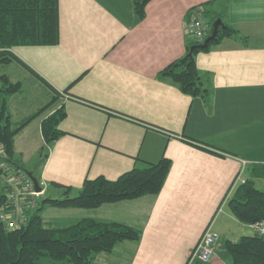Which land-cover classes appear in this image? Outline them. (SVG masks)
<instances>
[{
  "label": "crops",
  "instance_id": "1",
  "mask_svg": "<svg viewBox=\"0 0 264 264\" xmlns=\"http://www.w3.org/2000/svg\"><path fill=\"white\" fill-rule=\"evenodd\" d=\"M59 1V43L11 48L28 67L15 60L8 65L56 95L51 111L37 114L15 137L22 164L39 154L30 171L47 182L54 197L63 195L58 185L77 191L88 178L117 179L162 157L172 165L157 195L96 208L44 206V220L58 217L62 224L56 227H64L90 217L141 231L139 241H122L109 252L115 258L96 263V257L93 264H187L212 227L220 240L211 264L223 263L227 239L255 234L232 213L228 197L240 173L250 176L242 158L264 166V0H150L143 19L134 0ZM200 9L220 12L247 37H224L196 55L211 90L208 98L185 93L160 76L194 40L185 26ZM61 106L63 134L48 144L42 122ZM34 137L38 147L32 148ZM254 179L264 190L258 186L264 187V177Z\"/></svg>",
  "mask_w": 264,
  "mask_h": 264
},
{
  "label": "trees",
  "instance_id": "2",
  "mask_svg": "<svg viewBox=\"0 0 264 264\" xmlns=\"http://www.w3.org/2000/svg\"><path fill=\"white\" fill-rule=\"evenodd\" d=\"M149 1L134 0V8L140 19L145 17ZM227 1L229 0H224ZM205 15L209 17L211 34L214 21L217 18L223 19V15L207 10ZM227 36L244 40L247 38L238 29L224 22L219 26L216 37L206 47L201 46L202 42L198 40L190 41L186 53L166 67L160 76L176 84L185 93L208 98L211 90L206 85L203 72L197 66L196 55L200 51L210 50L212 45ZM60 37L59 0H0V65L10 64L15 60L28 67L11 51L13 46L52 45L59 43ZM32 71L50 86L45 79ZM1 79L0 144L4 148V154L8 156V162L21 168V164L15 159V137L42 109L24 119L19 126H14L6 95L18 92L22 83L13 82L6 73L1 75ZM64 116L65 110L61 106L43 120L42 133L46 143L51 144L63 134L59 123ZM186 141L219 154L215 149L193 139L186 137ZM171 165V159L162 157L158 162L136 166L117 179L104 176L88 178L77 191L70 186L58 185L63 187V195L47 196L40 200L41 205L31 212L29 221L17 229H9L0 218V264H42L44 258L67 264H93L98 254L112 252L118 243L125 240L139 241L140 230L116 221L85 217L69 226H47L42 210L46 205L96 208L108 202L134 199L146 194L157 195L165 184ZM248 167L250 176L235 187L228 199V206L238 220L253 224L264 221V190L256 186L254 179L264 177V166ZM0 173L3 179L2 171ZM7 187L4 183L0 188V214L2 208L9 203ZM225 249L228 259L221 264H264V237L257 232L243 235L235 241L227 239Z\"/></svg>",
  "mask_w": 264,
  "mask_h": 264
},
{
  "label": "built area",
  "instance_id": "3",
  "mask_svg": "<svg viewBox=\"0 0 264 264\" xmlns=\"http://www.w3.org/2000/svg\"><path fill=\"white\" fill-rule=\"evenodd\" d=\"M185 28L190 37L203 42L210 34L211 29L205 11L200 9L192 13L186 22ZM1 146L0 144V149ZM241 162L243 170L250 164L248 160L243 158ZM10 165V162L5 157L0 159L2 176L5 179V184L8 186L7 195L9 201L8 205L2 208L0 218L9 229H17L29 221L32 207L38 204L37 197L46 187L44 186L40 190H37L34 181L26 172L17 171ZM245 180L246 177L240 173L237 185L243 183ZM251 225L255 232L264 237V221H257ZM219 240L220 234L212 229V227H208L204 231L198 245L190 254L187 264H194L195 262L199 264L211 263Z\"/></svg>",
  "mask_w": 264,
  "mask_h": 264
},
{
  "label": "rangeland",
  "instance_id": "4",
  "mask_svg": "<svg viewBox=\"0 0 264 264\" xmlns=\"http://www.w3.org/2000/svg\"><path fill=\"white\" fill-rule=\"evenodd\" d=\"M4 73L10 75L13 79V82L21 81V83H22L20 92L18 94H16V96L8 95L9 110H10V113L12 115V118L14 119V123L16 126L20 123V121L24 117H26L32 113H36L40 109H42V112L39 113V116H42V115L44 116L49 111H51V109H52L51 107L54 105V98L56 97V95H54V93L52 91H50L48 88H46L43 84L39 83L34 77L30 76L25 71L22 70V73H21L18 70H15L14 65H8V64H1L0 65V86H2V84H3V80L1 79V75ZM13 97H15V98H13ZM0 104H1V100H0ZM33 140L34 141L32 142V148L38 147V144L36 142L37 141L36 137H34ZM37 155H39V154L34 153V155H32L29 158L31 160L30 162L22 164L21 161H23V160L21 159V156L16 154L15 159L21 164V168L17 167L13 163H11L10 166H12L13 169H15L17 171L20 170L24 173L25 172L27 173V171L34 169L35 165H33L32 167H31V165H32V163H34L36 161ZM0 157L1 158H4V157L8 158V156L4 154L3 146H1V149H0ZM0 171H1V167H0ZM38 180H39L40 187L43 188L44 186L45 187L47 186V182L40 180V179H38ZM4 183H5V179H1V177H0V188L4 185ZM258 186H261L262 188H264L261 183H259ZM47 196H52V194L50 192H48L47 189H45L44 191H41L40 195L37 197L38 198V204H36L35 206L32 207V211H34L37 207H39L41 205L39 203V201L44 199ZM230 196H231V194H230ZM229 197H228V199H229ZM46 206L51 207L49 205H46ZM46 218L47 219H45V225H47V226H56V224H62L61 223L62 219H59L58 217L53 218V217H49L47 215ZM217 257L219 258V256H217ZM102 258L107 260L110 258H115V256H112V254L109 252H102V254H99L97 256L96 263H98ZM45 259L46 258L42 259V264H46ZM48 261L51 263L50 260H48ZM100 263H101V261H100Z\"/></svg>",
  "mask_w": 264,
  "mask_h": 264
},
{
  "label": "water",
  "instance_id": "5",
  "mask_svg": "<svg viewBox=\"0 0 264 264\" xmlns=\"http://www.w3.org/2000/svg\"><path fill=\"white\" fill-rule=\"evenodd\" d=\"M223 23H224V22H223L222 18H217V19L214 21V23H213V31H212V33L206 37V39L201 43V46L206 47V46L209 44V42H210L212 39H214V38L216 37V35H217V33H218V28H219V26L222 25ZM27 174H28V175L31 177V179L34 181V184H35V186H36V189H37V190H40L41 187H40V185H39V180H38V178L33 174L32 171H27Z\"/></svg>",
  "mask_w": 264,
  "mask_h": 264
}]
</instances>
